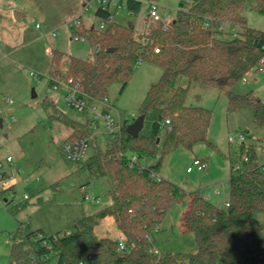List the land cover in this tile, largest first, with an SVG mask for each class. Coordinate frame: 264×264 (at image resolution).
I'll use <instances>...</instances> for the list:
<instances>
[{"label": "trees", "instance_id": "16d2710c", "mask_svg": "<svg viewBox=\"0 0 264 264\" xmlns=\"http://www.w3.org/2000/svg\"><path fill=\"white\" fill-rule=\"evenodd\" d=\"M142 1L150 0H127V8L137 14ZM249 7L264 15V0H180L174 21L166 29L162 24L150 25L142 39L133 27L118 22L105 30L84 23L73 29L77 37L92 45L93 58L70 57L63 69L64 54L53 51L48 77L78 83L92 103L108 99L113 84H121L124 90L140 64L159 67L163 74L141 105L140 116L145 121L139 137L134 139L127 133L135 120H126L118 136L109 139L104 149L94 142L96 151L84 164L93 179H115L116 188L109 192L111 204L84 216L71 231L49 237L42 231L24 234L19 224L11 239L9 264L50 260L55 264H86L88 260L93 264H264V223L256 220L257 215L264 214V174L254 147L241 146L236 162H242L240 171H234L236 163L232 165L226 208L213 204L200 192L187 194L160 175L173 152L193 150L200 143L211 145L208 136L213 112L187 105L189 87L180 85V80L227 93L229 113L251 108L254 123L264 126V101L252 93L232 92L264 58V31L247 27L244 12ZM97 15L106 19L108 12L99 10ZM224 25L231 31L240 27L242 32L225 39L221 30ZM109 49L113 51L107 52ZM54 112L58 113L57 108ZM61 122L73 129L67 141L79 139H73L74 135L95 131L89 119L79 123L64 118ZM134 156L136 161L132 160ZM243 156L247 162L241 161ZM187 197L182 227L195 235L198 252L156 255L154 233L171 209ZM24 207L15 206L13 214ZM105 218L114 220L118 238L97 237L95 229Z\"/></svg>", "mask_w": 264, "mask_h": 264}, {"label": "rangeland", "instance_id": "374dc122", "mask_svg": "<svg viewBox=\"0 0 264 264\" xmlns=\"http://www.w3.org/2000/svg\"><path fill=\"white\" fill-rule=\"evenodd\" d=\"M150 1L160 7L163 22L174 21L180 0ZM147 2L142 1L137 14L124 12L116 20L133 27L138 38L146 34L151 24ZM83 5V0H0V118L8 116L0 129V160L6 171V178L0 181V264H9L11 239L18 232L19 224H22L24 234L42 231L49 237L71 231L73 224L84 216L94 215L111 204L109 192L116 188L115 179L112 176L93 179L83 168L86 160L95 153L94 146L104 149L109 142L108 136L103 134L104 124L99 122L98 134L89 131V134L74 135L73 139H89V145L83 158L69 159L62 148L73 129L61 120L68 118L85 123L89 117L85 111L69 105L65 99L66 91L55 90L47 79L52 68L49 48L64 54L63 69L67 68L70 57L88 60L94 56L92 45L78 39L67 25L82 15ZM15 12L24 16L17 21ZM84 14V24L98 29L100 21L93 12ZM244 16L247 27L264 31V15L249 7ZM224 31L223 38L233 39L242 29L235 27L231 31L225 25ZM162 74L161 68L143 63L136 68L124 90L121 84H113L108 91V101L113 106L110 113L116 119L120 116L122 122L136 120L148 90ZM179 83L189 87L187 105L212 110L208 136L211 145L200 143L193 150L173 152L165 160L160 175L187 194H214L218 190L220 194H214L210 202L226 208L231 168L239 160L241 146L254 147L258 162L264 164V126L254 123L251 108L229 113L227 93L195 82L189 84L186 79ZM232 92L238 95L252 93L264 101V70L251 71ZM55 108L58 113L54 112ZM58 116L57 120L55 117ZM240 134L247 136L244 143L238 140ZM232 138L235 143L230 142ZM8 156L13 159L11 164L6 161ZM196 159L207 162L206 172L197 169L187 172ZM188 200L187 197L175 205L160 230L154 233L153 245L160 254L198 252L195 235L182 227L181 219ZM17 205L25 207L13 214L12 209ZM256 220L264 223V214L257 215ZM117 229L112 218H105L99 221L95 233L99 238H118ZM55 262L50 260L42 264ZM86 264L93 263L88 260Z\"/></svg>", "mask_w": 264, "mask_h": 264}, {"label": "built area", "instance_id": "2783aa9c", "mask_svg": "<svg viewBox=\"0 0 264 264\" xmlns=\"http://www.w3.org/2000/svg\"><path fill=\"white\" fill-rule=\"evenodd\" d=\"M148 10H149V19L151 24H162L163 29H166L168 25L170 24V21H162L159 9L160 7L158 6L157 3L153 1H148L147 2ZM99 10H102L104 12H108V17L106 19L99 18L97 15V12ZM92 11L93 15L97 17L100 21L99 25V30H105L108 25L111 23L116 22V17L124 12H127L128 14L132 13L129 11L127 8V0H89V1H84L83 5V13L81 16L76 17L75 19L69 21L67 23L68 27L71 29H75L79 27L83 22V16L85 15L84 13H87ZM95 27L94 25H92ZM38 28V26H36ZM207 27H211L210 25H207ZM78 39L80 38L83 41H86L84 38L77 37ZM53 51L51 48L47 50V52L52 56ZM158 52V51H157ZM263 66H264V58L261 59L259 62L258 66V71L263 72ZM48 82L50 85L54 87L55 90L57 89H63L66 91V101L69 105L76 107L80 111H85L86 114L88 115V119L91 121L92 126L98 134L100 132V126L99 122H102L104 124V133L106 136H108L109 139H114L118 136V134L121 131V128L123 126L121 117L119 116L118 119H116L111 113L110 110L113 108V106L110 104L108 99H104L102 102L99 103H92L87 96L83 93L81 86L78 83H73L72 81H69L68 83L62 82L60 80L54 79L52 77H48ZM9 104H13L12 101L8 102ZM5 118H8V116H5L2 119V124L4 127L5 124ZM13 122H16V119L13 118ZM169 123V122H167ZM11 124V122H10ZM247 138L246 135L240 134L238 136V140L243 142ZM231 143H235V139L232 138L230 139ZM89 145V139L87 138H79L74 141H66L63 145V152L66 154V156L69 159L72 160H80L83 158L87 152ZM1 149V146H0ZM133 161L137 160V157L134 156L132 158ZM7 163L11 164L13 162V159L11 156H8L6 158ZM243 162H247L248 158L246 156H243L241 159ZM241 163H236L234 165V171L238 172L241 170ZM258 167L260 169V172L264 174V164H260L258 162ZM197 169L200 172H206L208 169L207 162L204 160L196 159L194 161V166L189 167L187 172L192 173L194 170ZM6 171L4 170V166L2 161L0 160V181H3V174ZM217 194H220V192H217ZM207 199V198H206ZM208 200V199H207ZM119 246L121 250L125 249L124 242L120 239L119 240ZM156 255H160L158 250H154ZM48 259V257H46Z\"/></svg>", "mask_w": 264, "mask_h": 264}, {"label": "water", "instance_id": "95a60500", "mask_svg": "<svg viewBox=\"0 0 264 264\" xmlns=\"http://www.w3.org/2000/svg\"><path fill=\"white\" fill-rule=\"evenodd\" d=\"M24 15L18 12L14 13V19L19 21ZM153 25H151L150 27H152ZM94 28V27H92ZM139 39H142V37H140ZM113 49H109L107 50V52H112ZM34 97H36L34 95ZM144 121H145V117L139 116L133 123H131L128 127H127V133L133 137L134 139L139 137L140 132L143 130L144 128ZM3 128V124H2V119L0 118V129ZM160 140H158L159 142Z\"/></svg>", "mask_w": 264, "mask_h": 264}, {"label": "crops", "instance_id": "0c3cea01", "mask_svg": "<svg viewBox=\"0 0 264 264\" xmlns=\"http://www.w3.org/2000/svg\"><path fill=\"white\" fill-rule=\"evenodd\" d=\"M120 15H118L117 17H119ZM117 17H116V20H117ZM118 23H120L119 21H117ZM171 22V21H170ZM150 25H152V24H150ZM224 27H225V25L224 26H222V28H221V30H223V32H225L224 31ZM5 117V116H4ZM3 118V117H2ZM205 161V160H204ZM217 192H220V191H218V190H216V192H214V194L215 195H219V194H217ZM213 193H211V192H208V193H206V194H202L203 195V197L204 198H207L209 201H212V198H213V195H214ZM227 203V202H226ZM225 203V204H226ZM160 253V252H159ZM93 263V262H92Z\"/></svg>", "mask_w": 264, "mask_h": 264}]
</instances>
